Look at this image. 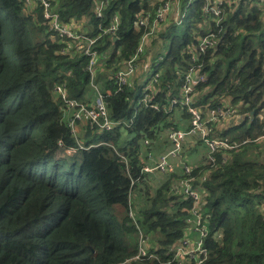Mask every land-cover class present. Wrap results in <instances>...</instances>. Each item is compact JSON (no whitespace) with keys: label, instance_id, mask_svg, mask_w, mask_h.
<instances>
[{"label":"trees","instance_id":"1","mask_svg":"<svg viewBox=\"0 0 264 264\" xmlns=\"http://www.w3.org/2000/svg\"><path fill=\"white\" fill-rule=\"evenodd\" d=\"M29 1L0 0V264H174L168 263L169 247L189 230L191 201L172 190L184 171H140L154 164L149 154L157 157L165 143L170 146L172 128H189L187 107L171 100L179 96L189 50L209 30L216 31L218 44L203 58L208 81L198 86L196 105H219L228 97L246 119L219 134L236 148L218 153L213 166L203 160L193 169L207 175L208 264H264V141H255L264 135L258 117L264 110L261 0L225 2L220 25L203 10L211 0H181V9L188 8L186 29L180 33L172 15L155 39L169 40L167 55H156L151 65L161 73L149 88L159 109L141 102L146 84L130 78L119 87L113 78L144 34L138 15L158 4L109 0L98 17L100 0H54L63 23L99 35L92 49L104 67L99 76L106 74L103 91L110 88L104 93L117 125L105 131L86 122L83 141L68 125L54 86L65 83L71 98L88 102L99 67L93 79L89 57L49 30L42 8ZM115 14L121 17L117 41L101 34ZM83 18L86 24L76 27ZM143 240L148 254L135 259Z\"/></svg>","mask_w":264,"mask_h":264},{"label":"built area","instance_id":"2","mask_svg":"<svg viewBox=\"0 0 264 264\" xmlns=\"http://www.w3.org/2000/svg\"><path fill=\"white\" fill-rule=\"evenodd\" d=\"M54 0H30L28 4L35 9L37 6L42 8L43 17L46 20L49 30L55 33L62 42L72 40L77 43L82 49V52L89 57L87 70L91 77H95V66L99 54L94 51L93 45L98 39L88 36L86 33L75 30L72 25L63 23L60 20L59 13L53 5ZM230 0H211L210 3L204 5L203 10L207 15H210L217 25H220L224 15V4ZM158 4L154 11L142 12L138 15V27L144 28V34L141 37L134 56L125 64L124 68L114 74L119 87L126 85L131 77L137 71V59L144 50L146 41L150 36L157 35L160 31L161 24L165 21L168 14L175 11L177 14L181 9V0H154ZM109 0H100L96 4L95 12L98 17H102L103 11L108 5ZM264 0L259 3L261 16L264 14ZM176 17V16H175ZM121 17L115 14L110 25L102 29L101 34H108L113 38L117 36L120 28ZM218 44L217 33L214 30H209L205 35L198 37V44L191 53L188 67L184 71H180L182 86L179 90V96L173 97L171 105H182L187 107V112L190 116V125L188 129L172 128L168 132V139L171 147L160 153L158 157H153L149 154V158L154 164H145L140 173L141 175L158 171L160 173H174L177 168L184 171L185 177L174 183L172 190L176 195L181 196L183 200L191 201L190 216L185 223L189 227L183 238L175 245L169 247L168 254L171 258L168 263L174 264H208L209 249L206 246V238L209 231L206 224L207 217L203 213V207L206 206V197L208 192L204 186L207 175H195L193 167L183 157L184 148L188 141H201L206 146L205 163L214 165L218 159V153L223 150H232L238 146L237 142H231L229 139L219 135L223 133L225 123L228 119L239 115V111L234 106L230 99L224 98L219 105H213L212 101H207L202 106H197L195 96L197 95L198 86L208 81V76L203 72V58L210 48ZM69 50V49H68ZM160 60V59H159ZM155 70L152 73L149 83L141 97V102L145 107L159 109L157 103L153 100L155 94L149 92L150 86L157 82L160 78V72L155 65ZM97 90V95L90 102H83L69 96V92L65 83H58L54 86V91L57 97L62 99L64 104V112L67 118L68 125L75 133L76 125L79 121L86 120L90 128H98L99 130L110 131L117 123L113 121L109 114L106 97L108 94L100 91L97 85H93ZM251 113V112H250ZM251 117V115H249ZM260 119H264V110L258 113ZM255 141H264V135L259 136ZM247 141H244V143ZM80 148H84L79 144ZM73 150L68 149L71 153ZM222 161H226L224 155L221 156ZM129 215L134 218L133 210L129 211ZM149 244L143 240L139 249V254L134 257L138 259L140 256L148 254Z\"/></svg>","mask_w":264,"mask_h":264},{"label":"crops","instance_id":"3","mask_svg":"<svg viewBox=\"0 0 264 264\" xmlns=\"http://www.w3.org/2000/svg\"><path fill=\"white\" fill-rule=\"evenodd\" d=\"M175 18V14H173V12H171L169 15H168V18H167V22L165 24H161V26L163 25V32L166 30V28L170 25V23L172 22V19L173 17ZM86 21L87 19L86 18H83L81 20H79V23L76 25L77 26H80V25H84L86 24ZM162 33V32H161ZM157 38V37H156ZM153 39L149 44H148V47L147 49L145 50L144 54L145 56L140 59V61L138 62V67H137V72L136 74L134 75V77H131V80L132 82L133 81H136L138 84L140 83L141 84V81L142 79L144 78V75H145V70L146 68H149V67H153L151 66L152 64H150V62L148 60H152L156 55H157V59H161L163 60L164 58L162 57L161 53L163 51V38L160 37L159 40H155ZM169 47V45H168ZM167 47V49H168ZM143 54V55H144ZM167 55V54H166ZM102 65V61L100 59V61H98L97 59V63H96V69L95 71L97 72V68L99 67L98 69V75H97V79H96V83L98 84V89L102 92H110V88L106 89L105 91H103L106 86H105V83H106V74H101L99 76V72H102L104 70V67L101 66ZM155 67V66H154ZM96 75V73H95ZM149 82L145 83L146 85L148 84ZM97 95V90L93 87V89L91 90L90 92V97L88 99V102H92L94 100V98L96 97ZM244 119H246L245 116H243V114H239L233 118H230L226 121L225 123V129H230L232 126L238 124V123H241ZM250 120V119H249ZM88 125V124H87ZM86 125V120H83V121H79L76 125V129H75V135L77 136V138L81 141L85 140V133L86 131H88V126ZM189 125H190V122H189ZM194 142H192V144L194 145L192 147V149L189 148L190 144H187L185 145V148H184V153H185V158L188 160V163L191 164V166L193 168L199 166L201 164V162L204 160V154H206V146L201 142V141H197V140H192ZM188 142H191V141H188ZM164 145V144H163ZM165 150L168 149L170 146H171V143H170V146H168L167 143H165ZM161 151V150H160ZM162 153V151H161ZM158 157V156H157ZM203 157V158H202ZM201 158V161H199V159Z\"/></svg>","mask_w":264,"mask_h":264},{"label":"rangeland","instance_id":"4","mask_svg":"<svg viewBox=\"0 0 264 264\" xmlns=\"http://www.w3.org/2000/svg\"><path fill=\"white\" fill-rule=\"evenodd\" d=\"M190 2H192L193 0H188ZM167 18H168V15H167ZM176 20L178 21L177 23V28L179 30V32L181 33L182 31H184L188 25V21H189V18H188V8H185V9H180L178 11V13L176 14ZM167 22V20L163 23L165 24ZM160 32H163V25L160 27ZM172 36V33L168 35L169 38H171ZM157 35H153V36H150L148 38V40L146 41V45H145V50L147 49L148 47V44L153 40V39H156ZM164 38V37H163ZM157 41V40H156ZM164 44H163V51L161 53L162 57L164 58L168 52V45H169V40L168 39H164ZM145 52V51H144ZM144 54V53H143ZM142 54V55H143ZM150 62V64H152V60H148ZM155 68L154 67H149V68H146L145 70V75H144V78L142 79L141 81V85H144L145 83L149 82L150 81V78L152 76V73L154 72ZM192 142L194 141H191V142H187V144H190L189 148L192 149V147L194 146L192 144ZM161 145H160V149H161ZM203 156H206V154H204ZM203 158V157H202ZM199 161H201V158L199 159ZM203 163V161L201 162ZM191 165V164H190Z\"/></svg>","mask_w":264,"mask_h":264},{"label":"water","instance_id":"5","mask_svg":"<svg viewBox=\"0 0 264 264\" xmlns=\"http://www.w3.org/2000/svg\"><path fill=\"white\" fill-rule=\"evenodd\" d=\"M118 40V37L117 36H115L114 38H113V41H117ZM249 115H254V111H252Z\"/></svg>","mask_w":264,"mask_h":264}]
</instances>
